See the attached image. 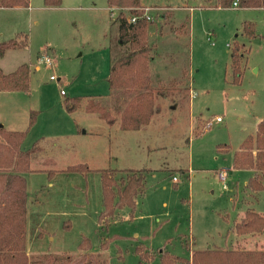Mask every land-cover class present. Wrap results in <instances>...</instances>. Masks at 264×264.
Here are the masks:
<instances>
[{
    "label": "rangeland",
    "instance_id": "374dc122",
    "mask_svg": "<svg viewBox=\"0 0 264 264\" xmlns=\"http://www.w3.org/2000/svg\"><path fill=\"white\" fill-rule=\"evenodd\" d=\"M143 1L158 51L152 83L169 90L157 96V111L139 130H123L119 120L110 124L85 109L90 98L107 104L111 92L112 57L120 51L117 8L107 0H62L53 7L30 0L29 7L0 8V42L28 39L26 47L0 54V67L11 72L27 63L31 69L29 90L0 91V124L28 130L24 149L41 147L24 173L30 264L76 256L84 237L102 264H159L163 250L183 258L178 264H190L195 249H264V233L242 236L234 230L248 208L264 214V189L252 192L247 183L255 171L232 165L234 150L264 119V8ZM186 20L187 35L171 31L173 23ZM246 21L255 23V36L245 34ZM235 40L244 61L240 83L230 69ZM44 55L53 64L44 63ZM76 96L84 100L70 112L65 101ZM32 111L36 122L29 128ZM77 164L89 170H67ZM103 168L146 170L136 210L120 208L107 223L99 218ZM223 170L226 188L219 179ZM139 246L155 252L153 258L141 260Z\"/></svg>",
    "mask_w": 264,
    "mask_h": 264
},
{
    "label": "trees",
    "instance_id": "16d2710c",
    "mask_svg": "<svg viewBox=\"0 0 264 264\" xmlns=\"http://www.w3.org/2000/svg\"><path fill=\"white\" fill-rule=\"evenodd\" d=\"M49 7L58 6L62 0H44ZM111 9L117 8L118 14L113 19L118 25V44L120 51L112 57L108 82L110 95L106 99L90 98L85 105L89 112H97L108 123L120 122L123 130H139L149 124L157 111L156 99L165 94L169 87L155 88L151 76V62L156 58V43L151 39L150 29L154 20L149 19L144 11L143 0H107ZM237 1L238 8H264V0H206L215 7H230ZM30 0H0V8L29 7ZM136 17L135 21L132 18ZM165 18V17H164ZM188 20L174 29L186 28ZM248 37L255 36L256 26L252 21L243 25ZM28 39H9L0 42V54L9 49L23 48ZM241 43L235 40L230 52V69L233 82L240 83L243 76V55ZM186 75L187 70H183ZM31 69L27 63L21 64L11 72H4L0 67V91H26L30 88ZM84 97L76 96L65 101L68 111L79 108ZM116 111L118 117L112 113ZM36 122V113L32 111L29 128ZM28 128V129H29ZM27 131L9 130L0 126V264H30L26 251L27 243V181L24 175L30 169L32 154L41 151L34 144L28 149L22 147ZM228 146V145H227ZM219 149L225 150L219 145ZM228 150V149H226ZM234 169H251L255 171L247 186L252 192L264 189V119L258 123L256 134L248 135L239 148L233 152ZM69 171L89 170L85 164L71 165ZM146 170L126 168L100 169L103 210L99 218L108 222L116 211L123 207L136 210L137 198L146 190ZM119 173H121L120 177ZM54 174L51 170L50 175ZM123 174V175H122ZM238 235H254L264 233V214L254 208H248L234 226ZM110 239L102 246L105 248ZM91 241L84 237L80 242L83 250L76 256H66L59 264H84L87 259L93 264H102L91 252ZM141 260L152 259L155 252H147L140 246L136 248ZM183 258L169 251L160 253L159 264H178ZM190 264H264V249H246L210 246L195 249L187 259ZM50 264V258L47 259ZM87 262L86 264H89ZM142 263V262H141Z\"/></svg>",
    "mask_w": 264,
    "mask_h": 264
},
{
    "label": "built area",
    "instance_id": "2783aa9c",
    "mask_svg": "<svg viewBox=\"0 0 264 264\" xmlns=\"http://www.w3.org/2000/svg\"><path fill=\"white\" fill-rule=\"evenodd\" d=\"M233 7H238V3H237V1H235L234 3H233ZM149 17V16H148ZM149 19H151L150 17H149ZM136 20V17H133L132 18V21H135ZM42 61L44 62V63H46V64H48V65H51V64H53V58L51 57V56H49V55H44V56H42ZM51 79H56L55 78V76L54 75H51V77H50ZM63 92V91H62ZM217 121H219V122H221L223 119L221 118V117H217V119H216ZM173 179L175 180V179H177V177H173ZM219 179L221 180V181H223L224 182V188H226V182L225 181H227V179H228V171H225V170H223L222 172H221V174L219 175Z\"/></svg>",
    "mask_w": 264,
    "mask_h": 264
},
{
    "label": "crops",
    "instance_id": "0c3cea01",
    "mask_svg": "<svg viewBox=\"0 0 264 264\" xmlns=\"http://www.w3.org/2000/svg\"><path fill=\"white\" fill-rule=\"evenodd\" d=\"M145 4V3H144ZM110 7V6H109ZM170 7V6H169ZM186 7H188V6H186ZM15 8H23V7H15ZM191 9H192V7H191ZM110 11V16H111V9L109 10ZM229 45V44H228ZM158 52V51H157ZM157 55V54H156Z\"/></svg>",
    "mask_w": 264,
    "mask_h": 264
},
{
    "label": "water",
    "instance_id": "95a60500",
    "mask_svg": "<svg viewBox=\"0 0 264 264\" xmlns=\"http://www.w3.org/2000/svg\"><path fill=\"white\" fill-rule=\"evenodd\" d=\"M0 126H2V124H0Z\"/></svg>",
    "mask_w": 264,
    "mask_h": 264
}]
</instances>
